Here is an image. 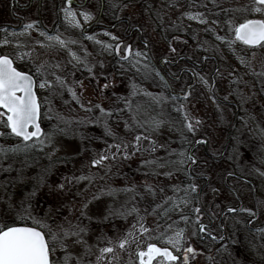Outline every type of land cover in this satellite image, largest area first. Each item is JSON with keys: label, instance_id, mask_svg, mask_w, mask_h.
I'll return each mask as SVG.
<instances>
[{"label": "rangeland", "instance_id": "1", "mask_svg": "<svg viewBox=\"0 0 264 264\" xmlns=\"http://www.w3.org/2000/svg\"><path fill=\"white\" fill-rule=\"evenodd\" d=\"M19 1L25 6L31 0ZM66 5L63 0L59 5L57 0H32L31 7L22 13L24 26L33 24L27 31H33L35 37H29V32L23 30L11 31L12 38H29L27 43L30 46L25 57L42 66V83L47 81L40 88V92L44 106V133L48 134L44 144L49 147L50 154L59 156L61 170L82 166L86 155L92 154L88 152L90 145H99V142L91 141L90 138L97 136V130L101 127L107 128V134L108 129L113 130L111 137L122 134L131 137L134 135L133 129L138 125L140 134L155 138L160 147L145 159L146 164L126 158L125 160H132V163H121L113 178L107 181L100 192L101 195L89 197V203L82 209L77 207L78 203L69 204L66 201L56 208L55 215H75L81 220L84 217L81 224L87 227L86 237L90 241L97 234L114 236L115 233L126 232L130 225L135 227L147 221L151 225L150 232L134 240L132 247L138 245L139 248H144L149 243H157L171 248L180 257L178 262L158 258L153 264H183V252L187 247L195 249V253L188 254V264H264V230L247 234L244 225L242 227L245 233L241 232V236L235 239V250L230 254L226 250H213L199 236L198 222L202 210L197 202L196 191H191L189 186L178 188L181 184L178 177L191 178L185 168V163H190L185 157L189 156L191 145L195 149L194 154L202 160L201 166L194 169L193 174L204 173L218 178L217 171L220 167L212 164L207 157H201L203 147L195 148L200 145L198 142L195 147L193 144L199 137L205 136L209 139L210 151H214L215 145L221 151L226 142L229 122L236 111L235 106L220 107L217 116L213 111L214 106L213 109L208 106L211 102L209 97L206 99L198 88L194 89L189 98L172 100L165 91L160 90V84L159 87L156 85L155 73L148 70L136 54L129 61L124 58L127 62H120L113 69L112 52L104 50L101 53V43L106 41L110 44L117 37L125 40L123 29L126 22H120L121 25L113 30L110 27L103 30V25L100 29H94L96 33L86 35L82 29L100 15L101 1L89 0L86 5L71 7L77 13L79 26L71 22L70 18L65 19ZM256 7L264 9V5H257L255 0H105L101 23L110 26V19L115 14L114 17L119 19H129L127 26H138L140 34L135 30L126 39H135V46L140 48L141 56L146 53L144 45L138 42L142 35L151 45L154 44L157 54H166V46L175 42L180 48H185V54L197 53L199 62L202 54L219 58L224 96L240 109L233 129L231 166L238 174L255 183L256 199L264 217V48L251 49L238 41L229 46L226 42L230 40L231 30L240 23L254 18L264 20V10L254 11ZM38 8H41L40 12ZM10 12L11 0H0V14L5 17ZM85 12L90 14V19L85 20ZM40 17L47 30L40 29ZM59 20L60 26L49 33ZM19 24V20L15 22V25ZM56 36L65 43L62 45L49 39ZM218 36H224L225 40L218 39ZM178 39H182V44L177 42ZM7 43L8 46L3 47L6 50L10 48V43ZM253 52L256 53L255 60H251ZM241 58L245 61L251 60V64H242ZM208 64L212 67L210 60ZM207 77L210 78L208 73H197L201 92L208 87L204 83ZM58 78L64 81L63 85ZM200 119L205 123L204 127ZM154 121L160 122L159 127L154 125ZM189 121L192 122L194 131H189L186 127ZM196 121L200 123L197 124ZM131 140L128 147L135 145V137ZM30 144H33L32 147L13 140L9 148V142L0 139V182L3 175H6L7 183H0V225L35 226L27 218L28 212L39 220L36 158L32 154H15V151L25 148L35 151L37 142ZM112 145L107 151H115L114 143ZM86 164L88 162L85 166ZM195 180L190 179L192 184ZM64 183L68 188L67 178ZM90 183L91 180L88 184ZM85 186L87 184L83 182L79 185L81 188ZM236 186L244 189V196L255 212L251 186H242L239 182H236ZM32 193L34 195H30ZM235 202L238 205V201ZM197 208L200 212L195 211ZM24 209H28V212ZM243 213L236 214L234 219L239 220V217L248 214ZM20 215H24L25 220L21 221ZM137 218L139 223H132ZM43 222L46 223V220ZM57 226V230L61 232L67 225L60 222ZM180 230H184L183 247L174 248L167 241ZM45 231L48 232V229ZM76 241L78 244L82 239L77 237ZM84 241H87L85 237ZM60 248L62 246L58 247ZM90 251L94 254L101 252L59 251L55 248L50 250V258L52 264L54 260L58 264V258L60 264H77L73 259L91 257ZM114 251L118 252V261L115 264H129V261L131 264H140L137 258L139 250ZM58 253L60 254L57 257ZM106 258H110V253H106ZM101 264L109 263L107 260Z\"/></svg>", "mask_w": 264, "mask_h": 264}, {"label": "flooded vegetation", "instance_id": "2", "mask_svg": "<svg viewBox=\"0 0 264 264\" xmlns=\"http://www.w3.org/2000/svg\"><path fill=\"white\" fill-rule=\"evenodd\" d=\"M63 1L68 4V0ZM88 1L89 0H85L84 2H81L79 0H73L71 7L73 5L75 7L80 5H86ZM100 1L101 12H104L105 0ZM60 2L61 0H57L58 5L60 4ZM21 4L22 3L19 0H11L10 14L8 16L6 15L5 17L4 14H0V56H8L13 61V66L18 71L25 72L28 75L32 76L34 81L33 90L40 104L39 124L43 132H45V125L43 123L44 106L42 101V94L40 92V85L42 83V71L37 72V68H41V66L33 60L25 57V52L28 46H30L27 43L29 38H24V40H22V37H11V31L23 30V32H29L27 31L28 29H23L25 26L22 12L31 7L32 0L25 6ZM66 7L69 6L66 5ZM40 11L41 8H38V12ZM101 12L97 18H94L93 22L83 27L82 30L84 34L92 35L93 33H96L94 32L95 28L100 29V26L103 25V30H108V27L113 30L121 25L120 22H126L127 25L130 22V20L126 18L119 19L117 17H114V14V16H112L110 19L112 20L110 26H105V24L101 23ZM18 20L20 21V24L15 25V22ZM38 20L40 21V24L38 22L40 29L47 30L44 27V24H42L41 17ZM60 24L61 20H59L58 23L54 25L53 29L50 30L49 33L54 32L57 27L60 26ZM127 25L123 29V34L126 38L132 36L135 30H140L138 26L132 25V27H130V25ZM30 36L35 37L33 31L29 32V37ZM142 37L143 36L141 35L138 42H141L144 45L146 53L142 56H137V58L141 63H144L147 66L148 70H151L153 73H155L157 77L156 85H158L159 87L160 84V90L165 91L172 100H184L186 99L185 97L189 98L194 92V89L198 88L199 92L202 95L204 94L206 96V99L207 96L209 97V100H211V102L208 103V106L212 109L214 106L213 111L217 113V116L220 111V107L225 108V106L234 105L236 108L235 114L229 122L227 128L226 142L224 143V146L221 151H218L216 149L218 145L213 146V152L210 151L209 139L205 136L199 137L195 144H193V146L197 145L196 143L201 139L207 141V143H202V145L200 143V145L194 147L198 148L199 146H202L203 149L200 152V154L202 153L201 157H207L212 164H217L220 167L217 171L218 178H213L211 175H207L204 173H200L198 175L193 174V170L198 169L201 166L202 160L197 158V156L194 154L195 149H192V145L189 149V156H193L196 160V163L193 164L191 160L190 163H185V168L188 169V172L191 176L190 179H196L195 184L198 186L196 190L197 202L199 204V208L202 210L201 219L198 222L199 236L204 241L205 245L212 246L213 250H221L223 252L226 250L228 254H230L231 251L235 250L234 248L236 237L241 236L243 232L245 233L242 226H246L247 234H253L264 230V217L261 214L260 206L256 199L255 183L250 178L238 174L231 166L232 160L230 154L233 149V146L231 145L233 138V129L234 126L237 124V120L240 115V109L238 108L237 104L233 103V101L231 100H227L224 96L225 93L223 91V88L221 87L223 85V81L220 79V62L217 56L202 54L199 62L197 53L191 52L190 54L186 52L187 54H185V48H180L179 45H176L175 42L170 43L168 46H166V54H157L156 50L153 48L154 44L151 45V43H149ZM233 37L234 28L230 32L229 39L234 40ZM126 38L124 40L121 37H117L112 39L113 41H110V44H107L106 41H103L101 43L103 47V50L100 51L101 53H103L104 50L112 52V58H114L112 66L113 69H116L120 62H127L131 60L136 53H141L140 48H137L135 46V39L127 40ZM7 42L10 43V48L8 50L3 48L4 46H8ZM20 42H23L24 44H20ZM177 42L179 44H182V39H178ZM109 45H111V47H108ZM129 45L132 49V55H129L127 51ZM117 46L119 47V51H117ZM244 46L250 48L247 45ZM172 49H175V51H172ZM126 57L128 59L127 61H124L123 59ZM209 60L212 63V67H210L208 64ZM197 73L209 74L210 78H205L208 87L205 88L204 92H201L200 86L198 85L199 80L197 78ZM5 111V109L0 107V113H3ZM213 117L215 118V115H213ZM4 119L6 120V117H4ZM200 120L203 122L202 119ZM204 125L205 123L203 122V127ZM32 130L33 128L29 129V131ZM97 131L99 134L97 136L91 137L90 140L99 142V145H90V150L88 152H92V154L89 153L86 155V161L84 162V164H82V166L71 167L68 169L61 170L59 166V156H53L52 154H50V150L48 149L49 147H46L45 144L41 145L35 137L29 141H24L22 137H17L14 134H11L10 129L5 128L3 121H0V132L5 133V135L0 136V139H4V141L9 142V148H11L13 140H18L22 144L29 145L31 147L33 144L30 143H32L33 141L37 142L35 146V151L27 150L25 148L24 150L15 151V154L19 156H22L24 154L29 156L32 154L36 158V185L39 188L38 205L40 206V208H38L37 210V216L42 222L43 220H46V223L50 224V228L60 235V241L57 240L55 242H52L51 236L48 234V232L45 231V229H42L45 232L46 238L50 241V250H54L56 248L59 251H82L102 250L103 248L107 247L113 248V252L110 253L109 259L106 258V253L102 254L101 252H99L97 254H94L90 251L91 257H88L86 259H73V262H78L77 264H101L106 263L107 260L109 264H115L118 261V252L114 250H139L138 252H140V250H147L148 245L151 244H147V246L144 248H139L138 245L132 247V242L134 240L136 241L140 237L150 232L151 225L147 221L143 222L140 225L138 224L135 227L130 225L126 232L122 231L121 233H115L114 236L105 235L104 233L97 234V236H94L90 241V238L86 237V235L88 234L87 227L85 226V224H81L84 221V217H81V220L75 215H55V213H57L56 208H59V205H61L62 202L66 201L69 202V204H73V202L78 203L77 207L82 209L86 205V203H89V197H98L99 195H101L100 192H102L103 188L106 186L107 181L113 178L115 171L119 169L121 163H132V160H137V162L140 164H146L147 162L145 161V159L148 158L149 155L153 154L155 150L160 147L159 142L155 138L151 137L148 134H140V127L138 125L133 129L134 135H132L131 137L129 135L124 136L123 134L120 136L111 137L106 133L107 128L103 127L99 128ZM89 133H92V131H90ZM53 135L56 136V134ZM136 136L141 137L139 144L137 145V142L135 140V145L131 144L130 147H128V145L132 141L131 139ZM112 143H114L115 145V151H112L111 149H108L109 151H107V148L113 146ZM117 145H119V147H117ZM137 148L139 150H137ZM101 156H107L108 159L104 160L101 164L98 165L92 163L93 160L99 159ZM126 158H131L132 160H125ZM87 162L88 164H86L85 166V163ZM89 165H93V167H89ZM207 165L208 164L206 163V166ZM229 173H231V175H229ZM93 174L96 176H93ZM81 176L89 178L79 179V177ZM73 177H75L76 179H73ZM66 178L68 179V188H66L64 183V180ZM5 179L6 175H3L1 182L7 184ZM190 179L186 177H178L177 180L181 183L178 185V188L186 187L192 184ZM90 180L91 183L88 184ZM82 182L87 184V186L83 188L79 187ZM236 182H239L242 186H251L252 195L254 199V208L256 212L255 216L250 217L249 214H246L243 215V217H239V220H235L234 216L236 214H244L243 211H237L235 213L228 212V208L230 207H235L237 209H252L251 203H249L247 198L244 196V189H238L236 186ZM60 184L64 185L62 189L59 187ZM213 188L217 189L215 193H213L212 191ZM76 195H78L79 197H77ZM236 200L238 201V205H235ZM135 220L132 221V223H139V218ZM60 222H64L65 225H67L63 229L67 230L68 228L69 232H79L80 229L84 230V228L85 230L79 232L78 236L69 235L67 238H64L62 231L59 232V230H57V225ZM200 224L206 225V230L201 231ZM142 226L143 228H146L147 231H143ZM129 233H131V235H129ZM77 237L81 238L82 242H78L77 244ZM84 237L87 239V241H84ZM125 238H127L128 243L123 249H121L119 247V243ZM59 246H62V248L58 249ZM59 254L60 253H58L57 257L59 256ZM137 258L140 263L138 255ZM57 262L58 264H60L59 258ZM53 264H57L55 260Z\"/></svg>", "mask_w": 264, "mask_h": 264}, {"label": "snow or ice", "instance_id": "3", "mask_svg": "<svg viewBox=\"0 0 264 264\" xmlns=\"http://www.w3.org/2000/svg\"><path fill=\"white\" fill-rule=\"evenodd\" d=\"M73 0H68L69 7L64 9L65 19L70 18L71 22L79 26V21L77 19V13L72 10L71 4ZM257 5H264V0H255ZM261 7H256L254 11H262ZM85 20L91 18L90 14L83 13ZM202 23L206 21H201ZM33 24H27L26 29L32 28ZM234 40L226 41L229 46L235 44L236 41L249 46L250 48L261 47L264 48V20H246L245 22L239 24L238 27L234 28ZM50 40H56L60 44H64L63 40H60L58 36L49 37ZM218 39L225 40L224 36H218ZM108 47H111L109 45ZM117 51L119 47L117 46ZM129 55H132V49L129 45L127 48ZM175 51V49H172ZM74 55V54H73ZM137 56L140 53H136ZM256 53H252L251 60H255ZM251 60L245 61L244 58L240 59L242 64H251ZM42 67V66H41ZM41 68H37V72H40ZM91 71V69H89ZM59 80V78H58ZM203 80V77H201ZM47 81L41 83V87H44ZM59 83L63 85L64 81L59 80ZM207 84V81H204ZM107 87V85H105ZM34 81L32 76L25 72L18 71L13 66V61L8 56H0V107L6 111L0 113V121H3L4 127L10 129L11 134L17 137H22L24 141H29L34 137L37 138L41 145H44L45 140L48 139V134L44 133L38 122L40 115V104L38 102L37 96L34 92ZM19 93V94H18ZM75 95V93H73ZM187 98V97H185ZM99 107V105H97ZM179 110V109H178ZM6 117V120L4 119ZM187 117V113H185ZM156 127H159L160 122H153ZM197 124L200 121H196ZM186 127L189 131H194V126L192 122H188ZM30 128L34 130L29 131ZM108 134L112 135L111 129H108ZM5 135L4 132H0V136ZM43 137V138H42ZM146 138V137H145ZM135 140L137 145L139 144L141 137L136 136ZM202 143H207L203 141ZM119 147V145H117ZM2 150V149H0ZM137 150H139L137 148ZM184 155V154H181ZM108 159L107 156H101L99 159L93 160V164H101L104 160ZM185 159L191 160L193 164L196 160L193 156H186ZM184 161L182 160L181 163ZM231 175V173H229ZM89 177L81 176L79 179H88ZM73 179H76L73 177ZM59 187L62 189L63 184ZM197 185L195 183L190 184L189 188L191 191L195 192L197 190ZM132 189H126V191H131ZM213 193L217 189H212ZM34 195V193L30 194ZM31 206L29 205V208ZM28 212V209H24ZM196 212H200V209H195ZM237 211L247 212L249 216H255L254 212L250 208L237 209L235 207L228 208V212L235 213ZM28 219L33 221L35 226H12V225H0V264H52L50 260V241L46 239L45 232L41 229H48V234L51 236V241L55 242L60 239V235L54 232L47 223H44L35 217L31 216L28 212ZM19 219L21 221L25 220L24 215H20ZM187 219V217H184ZM199 220V217H197ZM207 226L200 224V230H206ZM143 231H147L143 228ZM63 237L67 238L69 235H79V232L84 231L80 229L79 232H69L68 230L61 229ZM131 235V233H129ZM184 230H180L175 233L174 236L168 238V243L174 248L183 247L184 243ZM62 242V241H61ZM128 243L127 238L123 239L119 243V247L123 249ZM103 253H112L113 248L107 247L101 250ZM195 253V249L192 247H187L183 252V264H188V254ZM138 257L140 259V264H152L153 260L157 257L166 258L168 261H177L180 257L173 254L168 248H159L154 244H149L146 251L138 252ZM67 259V257H66ZM131 264V261H129Z\"/></svg>", "mask_w": 264, "mask_h": 264}, {"label": "water", "instance_id": "4", "mask_svg": "<svg viewBox=\"0 0 264 264\" xmlns=\"http://www.w3.org/2000/svg\"><path fill=\"white\" fill-rule=\"evenodd\" d=\"M252 20H260V19H252ZM38 122H39V120H38ZM34 130V129H33ZM14 226H28V225H14ZM28 227H32V226H28ZM157 246V245H156ZM157 247H159V246H157ZM159 248H162L163 249V247H159ZM169 249V248H168ZM170 250V249H169ZM170 251H172V250H170ZM173 252V251H172ZM174 254V253H173ZM166 259V258H165ZM167 260V259H166ZM168 261V260H167Z\"/></svg>", "mask_w": 264, "mask_h": 264}]
</instances>
